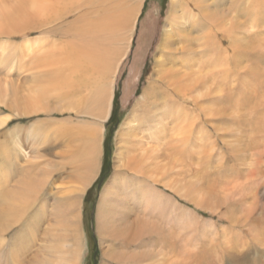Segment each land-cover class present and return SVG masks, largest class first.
<instances>
[{"label": "bare ground", "instance_id": "6f19581e", "mask_svg": "<svg viewBox=\"0 0 264 264\" xmlns=\"http://www.w3.org/2000/svg\"><path fill=\"white\" fill-rule=\"evenodd\" d=\"M141 4L0 0V37L22 38L0 39V108L12 113L0 111V264H82L81 197L100 175L114 85ZM263 5L172 0L148 85L134 98L129 79L147 47L140 41L125 98L136 102L118 130L115 171L96 215L106 263L216 264L222 243L226 262L251 264L244 234L264 251ZM242 69L243 86L234 87ZM31 115L38 119L29 125H10ZM206 127L227 135L228 155L215 154ZM59 174L65 187L54 185Z\"/></svg>", "mask_w": 264, "mask_h": 264}, {"label": "rangeland", "instance_id": "374dc122", "mask_svg": "<svg viewBox=\"0 0 264 264\" xmlns=\"http://www.w3.org/2000/svg\"><path fill=\"white\" fill-rule=\"evenodd\" d=\"M250 1H256V0H248V4ZM171 3H172V0H142V4L140 7L141 10L138 13L137 19H136L135 34L133 35L132 40H131V48L129 50L131 55L126 63L125 68L121 70L119 78L116 79L117 81H116V84L114 85L115 86L114 87L115 97L111 104L112 105L111 118L105 124L106 132H105L104 141H103L102 169L100 170V175H98L95 182L90 186V188L87 191H85V195H82L81 197V209L83 213L82 225H83V231L85 235L84 238L86 239V248H85V254L83 257L82 264H101L104 260L101 239H100V236L98 235V230H97V216L96 215H97L98 203L102 196L103 190L106 187L107 183L112 178V175L115 171L114 156L117 150L118 130L122 126L123 122L126 120L127 115L133 109L134 104L136 102L135 99H133V96L130 97L131 100L130 98L126 99L127 101L125 100L127 96L126 95L127 79L131 77L129 68L133 62V58H134L133 53L137 49L139 43H141L142 41H143V44L147 43V47L145 45L146 49L143 51V53L141 54L140 60L138 61V65H139L138 68L140 70L138 77L137 79H133V81L129 79L130 83H135L134 90L136 89V91H135L134 98H137L140 96L142 91L148 85V76L156 64L154 63L155 62L154 51L159 42V38H160L159 31L162 28L161 26H163V24H166L167 22V17H168L167 11ZM239 7L242 9L244 8V5L240 4ZM263 10H264V5H263ZM262 15H264V11ZM170 28L172 27L168 26L166 29H170ZM144 29L146 31H144ZM147 30H149L150 32L148 33ZM32 35L37 36V33L33 32ZM34 36H31L30 40H32ZM4 38L7 41L11 40V41H14L15 43L21 41L20 39H22L18 37H12V38L11 37L9 38L0 37L2 41L4 40ZM159 55L160 56L162 55L161 49H159V51L156 52V58H158ZM243 72H245L244 69H242L240 72L236 70V73H240V74H235L233 78L234 87L241 88L240 86H243V82H242V79L244 78ZM234 91H237V89L234 88ZM132 100L134 103L132 102ZM0 111L5 113L7 112V108L5 106H2L0 108ZM194 111L198 114L199 110L195 109ZM23 118H25L24 121L19 120ZM36 119H38V117L34 115L17 117L15 118V120L12 119V121L10 122V125L12 126L18 125V124L29 125L30 122H33ZM206 130L208 133H210L212 136L215 137L214 138L215 154L221 155V152L223 150L224 155H228L230 152L229 150H227V147H225V143L222 140L223 137H225L226 139L227 135H224L222 132L216 131L211 127H206ZM228 130L230 131V129ZM23 131L21 132L22 143H24V145L28 149L27 151L29 152V154H34V153H31V151L34 150V148L32 147V144H30V141L26 140V138L23 136L25 133V130ZM42 153L44 154L46 152H42ZM55 176H57L55 177V181L57 180L54 183L55 187L56 188L65 187L66 184L64 183V181H59V177L61 176V174L55 175ZM100 176H102V180L100 179ZM159 187L161 188L162 192L164 193L166 192L168 194L170 193L168 189L161 187V186ZM175 200L178 201L179 204L189 209H193V204L190 203L189 201L179 196H175ZM195 213L203 219L205 218L208 219L210 217V212L205 208H196ZM217 224L218 223H214L215 226H217ZM219 224L223 226L225 223L222 224V222L221 223L219 222ZM219 224H218V227H219ZM244 235L245 236L242 237L243 239L242 246H243V249L246 250L248 253H250V256H252L251 264H259L260 263L259 261H261L260 264H264V251H261V249L254 250V247L251 248L250 246H248L244 238L246 237V234ZM4 238H6L7 240L10 239V242L12 241L11 240L12 238H10L9 235H5ZM131 248L133 249V247ZM37 249L38 247L36 246V253H37ZM133 250L139 253L142 251L140 249H137L138 250L137 251L135 248ZM214 250H215V254L217 255V259H219L218 261L215 262L216 264L217 262L219 263V261H220V264H230V261L226 262L228 259H226V254L223 250L222 243L219 245L217 244L214 247ZM36 253L32 254V256H34ZM104 264H110V263H106V261L104 260Z\"/></svg>", "mask_w": 264, "mask_h": 264}, {"label": "crops", "instance_id": "0c3cea01", "mask_svg": "<svg viewBox=\"0 0 264 264\" xmlns=\"http://www.w3.org/2000/svg\"><path fill=\"white\" fill-rule=\"evenodd\" d=\"M114 97H115V91H114V93H113L112 102H113V100H114ZM6 108H7V107H6ZM4 114H6V115H7V114L10 115V114H12V113H11V110H9V109L7 108V112H5ZM15 117H17V116H14V117H13V120H15ZM24 119H25V118H23V119H19V120L24 121ZM16 120H17V119H16ZM11 121H12V120H11ZM116 151H117V150H116ZM115 154H116V153H115ZM114 159H115V156H114ZM101 169H102V167H101ZM89 188H90V187H89ZM89 188H88V189H89ZM88 189H87V190H88ZM87 190H86V191H87Z\"/></svg>", "mask_w": 264, "mask_h": 264}, {"label": "trees", "instance_id": "16d2710c", "mask_svg": "<svg viewBox=\"0 0 264 264\" xmlns=\"http://www.w3.org/2000/svg\"><path fill=\"white\" fill-rule=\"evenodd\" d=\"M100 179L102 180V176H100Z\"/></svg>", "mask_w": 264, "mask_h": 264}]
</instances>
